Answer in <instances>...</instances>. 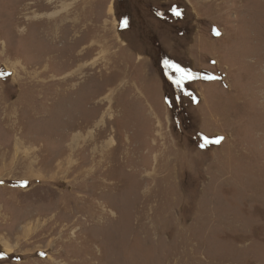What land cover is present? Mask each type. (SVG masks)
Returning <instances> with one entry per match:
<instances>
[{"label":"rangeland","instance_id":"374dc122","mask_svg":"<svg viewBox=\"0 0 264 264\" xmlns=\"http://www.w3.org/2000/svg\"><path fill=\"white\" fill-rule=\"evenodd\" d=\"M0 264H264V0H0Z\"/></svg>","mask_w":264,"mask_h":264},{"label":"snow or ice","instance_id":"6c2138e0","mask_svg":"<svg viewBox=\"0 0 264 264\" xmlns=\"http://www.w3.org/2000/svg\"><path fill=\"white\" fill-rule=\"evenodd\" d=\"M176 16H179L180 15V12L179 11H176L174 13ZM217 35H219V33L217 32ZM210 79H214L213 77H210ZM223 139V137L221 138H218L216 140H213V141H209L207 138L204 139V144L201 145V147H204L205 145H207L208 143H213V144H219L221 142V140Z\"/></svg>","mask_w":264,"mask_h":264},{"label":"bare ground","instance_id":"6f19581e","mask_svg":"<svg viewBox=\"0 0 264 264\" xmlns=\"http://www.w3.org/2000/svg\"><path fill=\"white\" fill-rule=\"evenodd\" d=\"M8 63H9V61H8ZM9 65H10V63H9ZM11 65H13V64H11ZM10 67V66H9ZM13 68H15L16 66H12ZM17 68V67H16ZM15 68V69H16ZM17 70V69H16ZM17 75H19V73H18V71H16V74H15V78L17 77ZM62 161V160H61ZM64 163V162H63ZM31 166V165H30ZM59 169L61 168V165L59 164ZM31 172V171H30ZM54 179V178H53ZM50 180H52V179H50ZM56 207V206H55ZM60 211V210H59ZM6 252L8 253V250L6 249ZM9 253H11V250H9Z\"/></svg>","mask_w":264,"mask_h":264},{"label":"trees","instance_id":"16d2710c","mask_svg":"<svg viewBox=\"0 0 264 264\" xmlns=\"http://www.w3.org/2000/svg\"><path fill=\"white\" fill-rule=\"evenodd\" d=\"M171 105V104H170Z\"/></svg>","mask_w":264,"mask_h":264}]
</instances>
